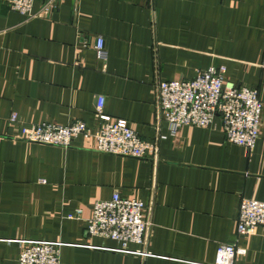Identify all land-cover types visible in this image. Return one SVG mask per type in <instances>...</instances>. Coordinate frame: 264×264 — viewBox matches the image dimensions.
I'll return each mask as SVG.
<instances>
[{"label":"crops","instance_id":"0c3cea01","mask_svg":"<svg viewBox=\"0 0 264 264\" xmlns=\"http://www.w3.org/2000/svg\"><path fill=\"white\" fill-rule=\"evenodd\" d=\"M53 1L28 19L0 0V264H19L24 241L62 243L61 264H213L222 244L246 249L235 264H264V237L237 232L242 200L264 201V112L250 151L227 141L220 119L173 136L156 104L159 82L221 66L264 102V0ZM99 97L107 115L158 144V161L101 153L93 139L28 143L10 123L17 114L95 130ZM116 192L151 208L147 255L111 251L118 243L86 231L94 204Z\"/></svg>","mask_w":264,"mask_h":264},{"label":"built area","instance_id":"2783aa9c","mask_svg":"<svg viewBox=\"0 0 264 264\" xmlns=\"http://www.w3.org/2000/svg\"><path fill=\"white\" fill-rule=\"evenodd\" d=\"M12 11L30 19L50 14L56 5L49 0L39 12L34 11L35 0H6ZM96 54L106 62L105 41L96 39ZM227 68L211 67L200 71L188 81H163L156 85L157 110L169 125L171 134L177 135L185 126L210 128L217 119L223 127L227 141L253 151L260 138L264 102L258 90L237 85L227 80ZM105 99L99 97L96 115L98 127L91 130L81 121L69 125L56 123L24 124L17 114L10 123L19 128L17 139L28 143L69 148L76 140L93 139L101 153L158 161L159 147L155 142L142 140L123 119H113L104 112ZM43 183L45 181H42ZM83 210L77 209L67 216L81 219ZM151 208L143 201L123 198L116 192L109 200L94 204L92 215L86 221L90 236L118 243L111 251L133 255H147L146 246L152 227ZM237 232L239 235L264 237V201L243 199L240 205ZM19 264H61L62 243L52 241H24ZM131 245L140 249L132 250ZM246 249L235 244L219 245L213 264H235Z\"/></svg>","mask_w":264,"mask_h":264}]
</instances>
